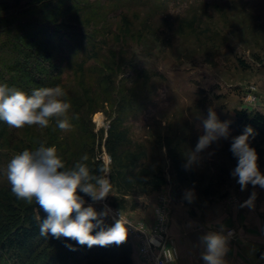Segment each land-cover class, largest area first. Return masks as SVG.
I'll list each match as a JSON object with an SVG mask.
<instances>
[{
  "label": "rangeland",
  "instance_id": "rangeland-1",
  "mask_svg": "<svg viewBox=\"0 0 264 264\" xmlns=\"http://www.w3.org/2000/svg\"><path fill=\"white\" fill-rule=\"evenodd\" d=\"M45 31L67 39L61 41L67 66L61 87L71 101L67 115L73 127L60 130L54 120L47 128L11 127L14 134L0 141V186L10 185V160L40 143L57 145L66 158L74 151L92 152L111 167L106 141L117 120L133 147L144 148L149 161L167 173L169 183L159 191L158 203L167 197L170 226L175 201L201 206L211 199L206 190L218 191L216 200L241 189L231 175L237 165L231 138L239 135L234 111L264 113V66L255 62V55L264 58V0H0V72L12 57L9 44L35 51L41 45L29 43V37ZM79 41L100 52L98 59H87L83 73L74 68L86 59ZM209 108L228 122L230 136L213 142L189 164ZM149 195L129 197L119 208L150 229L154 224L132 214ZM117 197L113 192L106 200L118 207ZM103 202L93 207L102 209ZM17 254L6 253L3 260L21 264Z\"/></svg>",
  "mask_w": 264,
  "mask_h": 264
},
{
  "label": "clouds",
  "instance_id": "clouds-1",
  "mask_svg": "<svg viewBox=\"0 0 264 264\" xmlns=\"http://www.w3.org/2000/svg\"><path fill=\"white\" fill-rule=\"evenodd\" d=\"M66 90L57 84L54 87H38L25 92L7 83L0 84V121L12 128L38 125L49 127L55 121L56 127L69 131L73 125L67 115L71 109ZM204 134L199 137L195 151L189 154L188 162L197 160V154L207 149L213 142L230 136L228 122H221L209 108L208 116L203 120ZM257 135L255 129L245 126L242 134L231 138L230 151L237 159V165L231 172L241 190L249 184L255 188H264V174L258 167V154L250 141ZM89 157L84 154L71 167L58 155L55 145L45 146L40 143L34 150L24 149L16 154L7 164V179L11 191L18 199L29 205L35 202L46 214L41 220L37 216L39 233L43 237L51 235L55 239L67 238L88 248L93 246L121 245L127 237V227L122 222L121 212L112 226L104 225V219L112 210L104 205L97 211L92 204L87 207L85 194L95 202L104 201L112 191L108 168L101 165L97 170L89 167ZM253 192L247 204L255 199ZM73 213L75 215L73 216ZM99 229L93 234L94 230ZM206 251L202 259L206 264H223L226 252V237L217 232H210L202 237ZM66 247L75 250L71 244Z\"/></svg>",
  "mask_w": 264,
  "mask_h": 264
},
{
  "label": "trees",
  "instance_id": "trees-1",
  "mask_svg": "<svg viewBox=\"0 0 264 264\" xmlns=\"http://www.w3.org/2000/svg\"><path fill=\"white\" fill-rule=\"evenodd\" d=\"M125 20L127 19L124 17ZM50 30L54 34L53 29ZM58 32L55 31V34ZM44 35V36H43ZM28 35L23 38L27 40ZM44 37V38H43ZM29 43L41 45L40 49L28 51L21 43H11L8 45V51L12 54L10 59L6 60L4 68L0 72V82L7 83L10 87H16L25 92H31L38 87H54L57 84L61 86V78L66 72L65 57H62L61 41L67 42L61 35L48 36L46 31L38 32L32 36ZM78 42V41H77ZM83 44V52L86 59L75 64V70L83 73L87 59H98L100 52L95 45L91 43ZM64 46V45H63ZM7 47V48H8ZM70 47V45H65ZM76 49V48H75ZM7 51V52H8ZM2 52V51H1ZM256 63L264 66V58L255 55ZM240 65L248 70L250 65L243 59H239ZM235 120L233 126L237 134H242L245 126H252L257 135L252 139V147L258 154V167L264 168V113L257 110L235 109ZM121 122L114 121L110 128L106 141V147L112 158V166L108 167L102 158L92 155V152L77 153L74 151L70 157L59 153L58 155L65 162L66 166L71 167L84 154H87L89 167L94 171L101 165L108 168L112 191L121 195L114 200V204L120 208L127 206V198L139 197L161 191L168 183L167 173L161 167L154 166L149 161V156L144 148L134 146L129 142L126 129L118 130ZM14 134L5 122L0 121V141L8 135ZM218 191L206 190L204 195L210 197V202L214 201V196ZM78 195L88 199L85 194L77 192ZM228 195L222 194L220 199ZM85 207L88 205L85 204ZM39 206L29 205L23 200L18 199L11 191V185L0 186V264H8L3 260L6 253L16 254L19 257V263L31 264L35 260H40V264H133V244L129 235L121 245L93 246L88 248L81 246L75 241L67 238L55 239L51 235L47 238L39 233L37 216L41 220L46 218V214L39 210ZM75 213H73V216ZM107 227L113 224L104 220ZM99 229L94 230L93 234ZM71 244L75 250L66 247ZM5 252V253H4ZM3 260V262H2Z\"/></svg>",
  "mask_w": 264,
  "mask_h": 264
},
{
  "label": "crops",
  "instance_id": "crops-1",
  "mask_svg": "<svg viewBox=\"0 0 264 264\" xmlns=\"http://www.w3.org/2000/svg\"><path fill=\"white\" fill-rule=\"evenodd\" d=\"M264 173V169H263ZM256 196L247 204L251 194ZM157 192L141 198L140 206L132 211L136 219L154 224ZM170 236L180 251L175 264H206L202 259L206 245L202 237L217 232L226 237L223 264H264V188L232 189L229 195L204 205L175 201L172 207ZM133 244V264H146Z\"/></svg>",
  "mask_w": 264,
  "mask_h": 264
},
{
  "label": "built area",
  "instance_id": "built-area-1",
  "mask_svg": "<svg viewBox=\"0 0 264 264\" xmlns=\"http://www.w3.org/2000/svg\"><path fill=\"white\" fill-rule=\"evenodd\" d=\"M104 205L112 210L104 220L114 223L121 212L122 222L127 227V234L131 241L135 242L139 254L142 256L146 264H175L180 258V251L172 241L170 236V215L171 209L166 196H161L160 202L155 209V222L152 228H147L142 223H136L129 219L123 210L119 207L111 206L107 200H104ZM92 204L93 202L87 203ZM98 212L102 209L94 207Z\"/></svg>",
  "mask_w": 264,
  "mask_h": 264
}]
</instances>
